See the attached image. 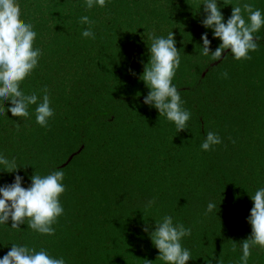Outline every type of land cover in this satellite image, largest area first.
<instances>
[{"label":"trees","instance_id":"obj_1","mask_svg":"<svg viewBox=\"0 0 264 264\" xmlns=\"http://www.w3.org/2000/svg\"><path fill=\"white\" fill-rule=\"evenodd\" d=\"M220 2L225 19L237 3L264 10V0ZM19 3L43 53L21 88L41 97L47 88L54 116L41 127L35 105L27 119L6 112L0 151L16 157L25 187L33 174L60 169L66 190L54 241L28 227L27 218L21 230L9 221L0 225V257L19 243L67 264H166L143 228L152 231L171 215L191 228L182 240L192 255L187 264H238L239 243L251 233L250 197L264 187V28L251 59L236 60L226 49L216 61L202 55V33L212 50L220 43L201 24L203 0H107L93 9L85 0ZM83 15L95 21V39L81 36ZM170 31L181 56L172 82L192 114L181 130L142 102L150 33ZM208 131L223 142L203 151ZM15 174L0 171V184ZM209 202L217 205L212 212ZM248 264H264V247L252 250Z\"/></svg>","mask_w":264,"mask_h":264},{"label":"clouds","instance_id":"obj_2","mask_svg":"<svg viewBox=\"0 0 264 264\" xmlns=\"http://www.w3.org/2000/svg\"><path fill=\"white\" fill-rule=\"evenodd\" d=\"M107 0H85V7H104ZM203 18L201 24L212 30L213 39L218 38L219 45L212 50V40L208 32L201 34L202 55L212 54L214 60H221L222 53L230 49L234 59H251L250 52L259 47L261 36L256 35L264 28V10L253 4L243 2L232 6L231 15L225 19L220 0H203ZM19 0H0V116L10 112L13 117L30 118V106L35 105V120L41 127H47L54 116L48 89L42 90V97L37 92L26 93L21 82L38 66L42 50L34 47L37 32L30 22H22ZM247 17V18H246ZM80 23L88 25L81 32L84 38L95 39V21L89 16L80 17ZM152 43L148 48L149 59L144 64L140 79L149 89L143 96V104L154 107L159 115L173 122L177 130L186 129L191 119V112L183 107L180 90L172 82L181 63L180 51L176 47L174 33L167 37L150 33ZM227 76V73H224ZM10 102L9 107L5 104ZM9 118V117H8ZM221 136L208 131L200 145L201 150L209 151L221 144ZM16 157H9L0 151V171L16 173L11 183L0 184V225L20 229L28 219V227L34 231L54 235L57 218L64 213L60 196L66 190L63 183L64 172L55 169L47 175L33 174L30 184L24 186V177L19 174ZM253 206L246 217L251 226L250 235L239 243L241 255L238 264H248L252 250L264 247V187L258 188L250 197ZM154 200H149L151 207ZM217 208L214 202L207 204V212ZM143 231L148 232L152 243L158 249V257L166 264H187L192 259L190 249L182 244L183 238L191 235V228L183 223H174L171 215H165L155 222V228L149 231L145 224ZM235 243V242H234ZM235 251V247L233 249ZM0 264H67L63 256L50 255L46 249L37 251L25 244L14 243L10 250L0 257ZM145 264H151L145 259ZM209 264H212L209 261Z\"/></svg>","mask_w":264,"mask_h":264},{"label":"rangeland","instance_id":"obj_3","mask_svg":"<svg viewBox=\"0 0 264 264\" xmlns=\"http://www.w3.org/2000/svg\"><path fill=\"white\" fill-rule=\"evenodd\" d=\"M42 235H43L44 238H46L48 241H50V242L54 241L52 235H51V236H49V235H45V234H42ZM39 238H41V236H39ZM42 238H43V237H42ZM55 241H56V239H55ZM50 244H51V243H50ZM51 246H52V244H51ZM112 253H113V254H116L117 252L114 251V252H112Z\"/></svg>","mask_w":264,"mask_h":264}]
</instances>
